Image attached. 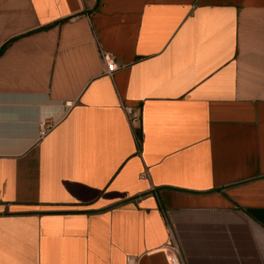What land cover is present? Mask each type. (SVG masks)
<instances>
[{
  "label": "crops",
  "instance_id": "obj_1",
  "mask_svg": "<svg viewBox=\"0 0 264 264\" xmlns=\"http://www.w3.org/2000/svg\"><path fill=\"white\" fill-rule=\"evenodd\" d=\"M172 248L264 264V0H0V264Z\"/></svg>",
  "mask_w": 264,
  "mask_h": 264
},
{
  "label": "built area",
  "instance_id": "obj_2",
  "mask_svg": "<svg viewBox=\"0 0 264 264\" xmlns=\"http://www.w3.org/2000/svg\"><path fill=\"white\" fill-rule=\"evenodd\" d=\"M102 60L104 61L105 63V67H106V71L107 72H111L115 69V63H114V60L112 58V54L109 53V52H103L102 53ZM128 112L131 113V110L128 109ZM135 120L132 119L131 120V123H134ZM45 128V125L43 123H41L39 125V135L41 136L42 134H44V129ZM166 261H167V264H181L179 259H178V256H177V252L174 248L172 249H169L167 252H166Z\"/></svg>",
  "mask_w": 264,
  "mask_h": 264
}]
</instances>
